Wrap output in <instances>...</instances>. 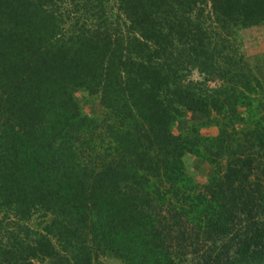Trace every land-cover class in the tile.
Returning a JSON list of instances; mask_svg holds the SVG:
<instances>
[{
	"label": "trees",
	"instance_id": "obj_1",
	"mask_svg": "<svg viewBox=\"0 0 264 264\" xmlns=\"http://www.w3.org/2000/svg\"><path fill=\"white\" fill-rule=\"evenodd\" d=\"M68 1L95 23L67 30L64 0H0V212L19 215L11 232L0 225V264H264V113L216 138L171 132L187 111L252 107L244 90L257 92L256 77L223 69L242 88L226 96L185 78L220 69L201 11L259 24L264 0H117L124 35L110 0ZM77 90L108 115L75 107L49 129L41 112ZM187 153L214 167L205 184L185 171ZM33 210L44 217L35 229Z\"/></svg>",
	"mask_w": 264,
	"mask_h": 264
},
{
	"label": "rangeland",
	"instance_id": "obj_2",
	"mask_svg": "<svg viewBox=\"0 0 264 264\" xmlns=\"http://www.w3.org/2000/svg\"><path fill=\"white\" fill-rule=\"evenodd\" d=\"M64 1L66 2L61 4V12L65 14V12H67V7H69L70 10L69 14L67 13L64 17L66 25L63 26L67 30L71 29V31H75L77 29L74 27H80L84 23L86 25H93V23H95L96 20L86 16L83 9H72L69 4L70 2L68 0ZM104 12L109 22L115 21L123 23L120 32H122L123 35L127 33V27L124 21L118 18L119 10L117 0L105 2ZM81 14L86 16V19L83 18ZM217 18V16L212 14L209 6L205 8L203 14L201 11V19L208 26L207 29L211 37V39L209 38L211 47L215 46L216 48L214 49L218 51L221 57L220 62L217 63L220 69L215 75L209 76L210 81H206L205 76L194 69L190 72L188 77L185 78L186 83L190 81L200 82L203 84L204 90H209L210 92L217 91L218 94L224 93V96H226L227 93H229L227 89L233 86L242 89L237 82L239 79L233 71L244 72L250 75L251 79L252 77H256L260 81L255 88L257 92L244 90L245 95L251 98L253 105L250 108L247 106H238L234 114L228 111V109L227 112L226 108L221 114L211 107H201L195 111H187L172 124L171 132L175 135H200L204 138H216L221 134L223 129H227L229 132H239L249 129L252 126L253 120H255L258 115L264 113V22L246 26L241 25L239 27H228L218 23ZM223 69L233 70L231 76H228L229 74L226 73L222 77V72H224ZM252 84L254 85L256 83L253 82ZM168 95L169 94L166 93V96ZM75 107H77L80 115L87 116L91 119L99 120L105 115H108V112L101 103L99 95L90 94L85 90H77L74 92L73 100L68 105L60 109L50 107L48 110L42 111L43 120L49 129L54 128L58 132L59 127L61 128L63 118L70 114L72 115ZM233 115L234 118L231 120V116ZM226 125H228V127ZM95 139L99 147L101 143L98 141L97 136H95ZM183 163L188 176L191 178L192 182L197 185L205 184L215 172L214 167L204 158L191 153H187L184 156ZM2 211L3 212H0V220L4 215L6 223L3 222L0 223V225L6 229L8 228L11 232V223L12 221L15 223L19 215L14 210V206L10 208L3 207ZM7 217L10 221H7ZM43 218L40 210H33L32 218L27 224L35 229L38 227L37 224L43 223ZM16 229H20L19 226L16 227ZM4 238L5 237L0 235V261L2 257L1 251L5 244ZM47 263L48 260L40 264ZM97 264H121V262L119 259L112 256H102ZM184 264L196 263L193 259L188 258V261Z\"/></svg>",
	"mask_w": 264,
	"mask_h": 264
}]
</instances>
